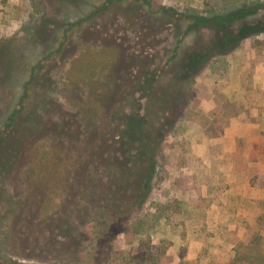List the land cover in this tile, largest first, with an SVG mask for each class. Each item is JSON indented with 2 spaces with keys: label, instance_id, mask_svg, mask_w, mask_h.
I'll return each instance as SVG.
<instances>
[{
  "label": "rangeland",
  "instance_id": "obj_1",
  "mask_svg": "<svg viewBox=\"0 0 264 264\" xmlns=\"http://www.w3.org/2000/svg\"><path fill=\"white\" fill-rule=\"evenodd\" d=\"M64 1L0 0V264H264V31L184 73L216 33L177 12L255 22L264 0ZM133 110L155 151L141 205Z\"/></svg>",
  "mask_w": 264,
  "mask_h": 264
},
{
  "label": "trees",
  "instance_id": "obj_2",
  "mask_svg": "<svg viewBox=\"0 0 264 264\" xmlns=\"http://www.w3.org/2000/svg\"><path fill=\"white\" fill-rule=\"evenodd\" d=\"M64 1V0H61ZM119 1V0H105L102 4L103 8L108 6V4ZM148 0H145V2ZM75 0H65L63 3L69 4L73 3ZM149 5V4H148ZM100 7H96L95 11L91 14H95L96 11L100 10ZM169 12V11H177L175 9L172 10L170 7L161 6L158 11ZM179 12L184 18L188 20L187 29L189 30H200L202 28H207L213 30L216 34L211 39V43L209 45H201L195 50H191L184 54L183 59L180 63V68L184 73H197L199 69L203 66V64L213 57L214 55L226 54L233 50L240 40L258 34L264 31V19L257 20L255 22H247L246 17L252 13H255V9L253 8H238L234 11L229 12H220V11H210L206 14H200L195 12V10L186 8L183 11ZM47 20H43L42 26H33L32 32H30L31 38L35 41L43 39L45 35V24ZM235 26V27H234ZM219 33V35H218ZM5 47L4 45L0 46V55L5 56ZM9 62V76L11 77L12 69L10 70L11 64ZM156 74L154 72L137 77L135 81V85L133 89H130V97L134 99L132 107L135 109L138 101H136L135 91L143 95L147 93L148 89H151L152 85L155 82ZM13 83V81L10 79ZM140 112L138 111H130L126 113L122 118V129L121 136L123 137V141L125 145L135 144V154L137 162H139L138 166L134 168V170L128 175L129 184L137 186L136 191H134V199L131 200V204L141 205L144 201L146 195L150 190V184L154 175L155 168V151L153 140L151 138V134L147 131L144 125V118ZM87 198L83 199L85 201L87 208L88 200ZM108 207L109 212H119V203L118 199H115ZM81 205V204H80ZM120 213V212H119ZM105 215V213H101ZM98 215L100 213L98 212ZM115 221V220H114Z\"/></svg>",
  "mask_w": 264,
  "mask_h": 264
}]
</instances>
